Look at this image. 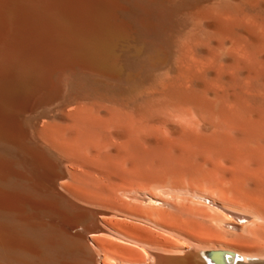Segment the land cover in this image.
<instances>
[{"label":"bare ground","instance_id":"bare-ground-1","mask_svg":"<svg viewBox=\"0 0 264 264\" xmlns=\"http://www.w3.org/2000/svg\"><path fill=\"white\" fill-rule=\"evenodd\" d=\"M88 243L264 264V0H0V263Z\"/></svg>","mask_w":264,"mask_h":264},{"label":"rangeland","instance_id":"rangeland-1","mask_svg":"<svg viewBox=\"0 0 264 264\" xmlns=\"http://www.w3.org/2000/svg\"><path fill=\"white\" fill-rule=\"evenodd\" d=\"M202 206V205H201ZM207 206H208V203H207ZM202 207H206V206H202ZM228 218V217H227ZM230 219V221L232 220V218H229ZM229 219L227 220L228 222H229ZM227 222V223H228ZM226 223V224H227ZM226 224L223 226V227H221L219 230H221L222 232H224V233H227V234H232V233H234V231L232 232V230H228L227 229V227H226ZM144 225H146V224H144ZM143 225V226H144ZM147 226V225H146ZM145 226V228H149V227H146ZM148 226H151V225H148ZM77 228H78V230H77ZM76 229H75V232L76 231H82L83 229H84V227L83 226H79V227H77ZM156 228H153L152 226L150 227V230H152V231H154ZM158 230V229H157ZM156 231V230H155ZM153 232V233H158V232H160V233H158V235L162 238V239H164V242L166 243V242H172V245H176V246H181V247H183V248H185V249H189V248H191V247H194V245L196 244V243H200L199 245L197 244L196 246H200V245H202V247L204 248V247H206V248H204V249H207V248H212V247H219V246H223V247H231V248H234V249H241L242 248V246H241V244H239L238 242H234V241H228V242H226V243H223L219 238H217V237H215V236H211V237H208V236H200V235H198L197 237L198 238H196V235L194 236V235H185V236H183V237H181V235H179L180 237H178V235L177 236H174L173 234L174 233H171L172 234V236H171V234L170 233H166L165 232V235H163V234H161L162 233V231L161 230H158V232ZM226 231V232H225ZM169 234H170V237H169ZM192 236H194V237H192ZM200 236V237H199ZM176 237H178V238H176ZM184 237H189L188 238V241H187V238L185 239ZM190 237H191V239H190ZM210 238V239H209ZM177 239V240H176ZM190 239V240H189ZM203 241H202V240ZM206 239V240H205ZM172 240V241H171ZM207 240H208V242H207ZM30 243L33 241H31V240H28ZM178 241V242H177ZM191 241V242H190ZM169 242L167 243V244H169ZM174 242H176V243H174ZM192 242H193V244L194 245H192ZM174 243V244H173ZM183 243V244H182ZM204 243H207V244H204ZM33 244V245H32ZM32 246L34 247V248H36V249H38V247H37V245L34 243V242H32ZM171 244V243H170ZM178 244V245H177ZM73 245H75V244H72L71 246L73 247ZM230 245V246H229ZM87 248L89 249V252H90V255L92 256V258H93V260H94V264H104L105 263V260L104 259H101L100 258V256L98 255L99 254V251H97L98 249H96V248H94V246H92L91 245V243H88L87 245ZM128 247H130V248H132V249H134V247H135V249L137 250V251H140L141 253H143V254H141V259L142 258H145V259H143V260H140L141 261V263H140V261H139V263L140 264H154V263H152V262H155V260L152 258V255H154V254H156V252H154L155 250L153 249V250H150L152 253H150V251L148 250H146L145 249V253L147 254L148 252L150 253H148L147 255L144 253V250L142 251V249H139L138 247H136V246H134V245H127ZM194 247L193 249H192V251L193 252H200L201 250H203V248H201V247ZM240 246V247H239ZM75 247H77V245H75ZM91 249V250H90ZM139 249V250H138ZM147 251V252H146ZM152 254V255H151ZM102 255V254H101ZM150 258V259H149ZM151 258H152V260H151ZM112 261H113V263H112ZM142 261L143 262H146V263H142ZM201 262H202V264H204V261L203 260H200ZM43 262V261H42ZM39 263V262H37V263H35V264H43V263ZM44 262H46V261H44ZM123 263H126V264H133V263H127V262H123ZM138 263V264H139ZM0 264H2V263H0ZM44 264H49V263H44ZM68 264H75V263H73V262H70V263H68ZM106 264H122V261H120V263L118 262V260H117V262H116V260H108V261H106ZM134 264H137V263H134Z\"/></svg>","mask_w":264,"mask_h":264},{"label":"water","instance_id":"water-1","mask_svg":"<svg viewBox=\"0 0 264 264\" xmlns=\"http://www.w3.org/2000/svg\"><path fill=\"white\" fill-rule=\"evenodd\" d=\"M207 256L212 264H232V259L235 257L228 251H210Z\"/></svg>","mask_w":264,"mask_h":264}]
</instances>
